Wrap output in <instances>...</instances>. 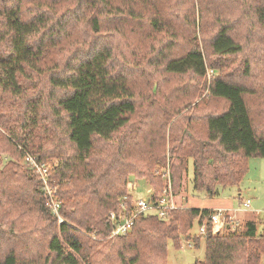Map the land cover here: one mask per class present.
Wrapping results in <instances>:
<instances>
[{
	"label": "trees",
	"instance_id": "obj_1",
	"mask_svg": "<svg viewBox=\"0 0 264 264\" xmlns=\"http://www.w3.org/2000/svg\"><path fill=\"white\" fill-rule=\"evenodd\" d=\"M138 1L141 0H0V108L6 95L23 98L27 82L21 77L30 78L42 70L46 40L65 32L70 20L78 18V12L93 10L89 14L91 30L99 32L102 17H135L134 4ZM255 13L264 29V4H258ZM150 22L154 28L159 24L156 17ZM229 28L227 23H220L209 41L217 56L242 50V43ZM74 58L73 63L50 72L48 77V96L54 100L50 108L60 129L54 131L52 123L42 126V98L36 94L24 101L21 117L16 119L19 124L5 121L0 114L7 143L1 151L10 156L1 167L0 155V181L9 185L0 193V264H38L39 259L43 264H104L111 249L116 251L120 264H167L169 242L182 247L181 234L188 233L196 220L206 225V232L197 234L194 242L197 245L204 238L206 252L204 259L193 264H260L264 227L259 229L254 219H248L243 226L238 219L226 215L224 225L228 230L224 231L223 224L218 226L210 218L213 209L207 207H176L171 209L168 220L155 214H139L127 233L113 235L107 243L99 238L111 235L114 223L110 212H119L122 201L131 211L134 196L128 186L132 175L149 179L151 200L160 198L168 183L174 194L181 191V174L188 173L190 160L197 190L214 195L220 186L238 185L247 171L248 157H264L263 114L257 122L264 109L261 107L258 115L253 112L255 98L264 108V88L252 87L243 75L219 73L211 78L208 92L223 101V107L210 106L187 119L188 114H180L190 100L185 97L160 115L157 122L154 110H148V120L154 125L156 122L157 135L137 136L136 140L138 145L148 142L151 149L128 163L121 173V184L107 186L90 168L95 156L92 150L98 140H112L131 122L139 101L126 76L109 70L112 50L108 45L95 44ZM207 65L216 67L193 45L166 59L163 71L202 77ZM175 116L167 153L166 139L161 134ZM200 122L202 130L198 129ZM130 142L123 140L117 160H128L126 145ZM27 153L46 165L51 156L64 157L57 174H50V183L57 188L61 221L52 211L39 173L27 163H19ZM32 218L37 220L34 229L39 231L44 250L36 253L37 257L24 251L23 235L33 230L27 225ZM147 238L150 240L145 242Z\"/></svg>",
	"mask_w": 264,
	"mask_h": 264
},
{
	"label": "rangeland",
	"instance_id": "obj_2",
	"mask_svg": "<svg viewBox=\"0 0 264 264\" xmlns=\"http://www.w3.org/2000/svg\"><path fill=\"white\" fill-rule=\"evenodd\" d=\"M258 4H264V0H141L134 4L135 17H102L99 32L91 30L89 14L93 10L78 12V18L70 20L65 32L60 36L58 34L53 36L51 40H46L42 70L32 73L30 78L21 77L25 83L27 82L23 98L6 95L0 108V114L5 117V121L8 120L14 125L19 124L16 119L21 117L24 101L36 94L42 98L39 111L42 126L52 123L54 131H57L60 128L57 127L58 124L54 121L55 116L50 108L54 100L48 96L51 87L48 79L50 72L65 68L67 63L75 61L74 56L77 53L95 44L98 47L100 44L108 45L112 50L109 70L123 73L126 76L134 89L139 106L131 122L118 131L112 140L100 139L96 142L92 150V155L95 156L91 160L90 168L97 172L104 181V185L121 184V178H123L121 173L125 171L128 163L137 161L143 152L151 149L148 142L138 145L137 136L157 135L156 122L160 115L173 109L185 97L190 100L180 114H188L187 119L196 111H204L210 106L217 108L224 106L223 101L211 97L208 92L209 83L214 75L219 73H226L228 76L243 75L252 87L264 88V29L255 13V7ZM59 10L62 11V9ZM125 10L126 7L123 8V11ZM103 13L112 16V14ZM152 17H156L159 23L155 28L150 22ZM222 22L229 25L232 35L242 43L240 52L217 56L211 51L209 41ZM193 45L198 46L204 52L205 58L216 67L207 65L206 75L194 76V78L191 75L185 77L163 71L166 59L187 51ZM262 104L258 98H255L253 112L256 115L259 111L261 112V107L264 109ZM148 110H154L155 125L154 121L148 120ZM262 114L264 115V111L257 117L258 123L262 119ZM178 116L172 118L166 126L165 133L161 134V137L164 136L166 139L164 149L167 153L171 139L169 134L171 124ZM159 125H161V120ZM201 128L202 123L200 122L198 129L202 130ZM122 138L125 143L131 142L126 145L129 158L121 162L117 160L116 153L120 152ZM6 147L7 143L4 141L0 127V151ZM6 154L5 152L0 153L3 156L1 167L10 157H6ZM63 158L62 156L47 158V165L50 167L49 181L50 174H57L58 167L64 161ZM19 163L26 165L24 157ZM247 165V171L238 185L220 186L219 192L209 195L204 190H197L194 187V166L193 161L190 160L188 173L183 171L181 174V191L174 194L176 206L225 208L232 215V219L239 220L240 225L244 226L248 219H254L259 229L263 228L264 157L250 156L247 159ZM129 178L131 181L128 189L134 197L147 198L150 196L153 189L147 177L137 178L132 175ZM0 183V193L9 189V185L3 184L2 181ZM50 188L54 199L59 201L57 188L51 183ZM45 190L49 192L47 187ZM48 196L50 201L49 193ZM247 198L251 199V205L244 208L242 199ZM58 214L56 215L58 221H61L63 218L60 213ZM36 222L37 220L32 218L27 225L33 230L30 234L28 232L23 235L26 240L24 251L32 257H37L44 251L40 246L41 238L37 235L39 231L34 229ZM222 229L228 230L225 225ZM197 234H199V224L196 220L188 233L181 234L182 247H176L170 241L167 248V264H193L196 260L204 259L205 239L202 238L196 245L194 239ZM111 236L99 239L107 243L111 240ZM149 240L147 238L145 242ZM190 243L195 245H190ZM110 253L107 263L104 264H120L116 251L111 249ZM38 264H43V261L39 259ZM260 264H264V254Z\"/></svg>",
	"mask_w": 264,
	"mask_h": 264
},
{
	"label": "built area",
	"instance_id": "obj_3",
	"mask_svg": "<svg viewBox=\"0 0 264 264\" xmlns=\"http://www.w3.org/2000/svg\"><path fill=\"white\" fill-rule=\"evenodd\" d=\"M25 162L32 166L41 176V180L44 184V187H47L49 190V195L51 199L49 204L52 208V211L59 215V207L60 202L55 200L53 197V192L50 186L49 181V166L46 164H40L35 157L31 154L27 153L24 156ZM126 198V196H125ZM242 206L244 208L249 207L251 205V199H242ZM176 206L174 201V193L172 192V186L168 183L167 187L164 189L163 195L158 198L157 200H151L150 197H134V202L131 207V211L128 212V207L124 201L120 203V211H111L110 216L114 223V228L111 232V235L116 234H125L127 233L133 223L135 218L139 214H155L162 219L168 220L170 218V211L174 209ZM212 212L210 213V218L216 223V225L220 226L221 224L224 225L226 215H229L232 218V215L229 211L225 208H212ZM206 232V225L199 224V233L204 234ZM191 245V243H190Z\"/></svg>",
	"mask_w": 264,
	"mask_h": 264
},
{
	"label": "crops",
	"instance_id": "obj_4",
	"mask_svg": "<svg viewBox=\"0 0 264 264\" xmlns=\"http://www.w3.org/2000/svg\"><path fill=\"white\" fill-rule=\"evenodd\" d=\"M249 214H254V213H249ZM238 215V214H237Z\"/></svg>",
	"mask_w": 264,
	"mask_h": 264
}]
</instances>
